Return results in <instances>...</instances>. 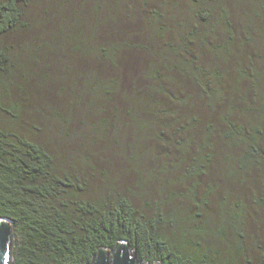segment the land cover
Segmentation results:
<instances>
[{
  "label": "trees",
  "instance_id": "1",
  "mask_svg": "<svg viewBox=\"0 0 264 264\" xmlns=\"http://www.w3.org/2000/svg\"><path fill=\"white\" fill-rule=\"evenodd\" d=\"M0 219L16 264H264V0H0Z\"/></svg>",
  "mask_w": 264,
  "mask_h": 264
},
{
  "label": "water",
  "instance_id": "2",
  "mask_svg": "<svg viewBox=\"0 0 264 264\" xmlns=\"http://www.w3.org/2000/svg\"><path fill=\"white\" fill-rule=\"evenodd\" d=\"M15 233L13 222L0 219V264H13ZM137 250L127 242H120L114 250L100 249L91 264H142Z\"/></svg>",
  "mask_w": 264,
  "mask_h": 264
},
{
  "label": "rangeland",
  "instance_id": "3",
  "mask_svg": "<svg viewBox=\"0 0 264 264\" xmlns=\"http://www.w3.org/2000/svg\"><path fill=\"white\" fill-rule=\"evenodd\" d=\"M158 1H162V0H150V7L153 6ZM138 4H140V3H138ZM142 10L144 11V8ZM143 59H145L146 61H149V57L147 55H146V58L143 57ZM146 61H145V63H146ZM14 248H15V246H14ZM141 262H142V264H149L147 261H144V260H142ZM13 264H16L15 259L13 261Z\"/></svg>",
  "mask_w": 264,
  "mask_h": 264
}]
</instances>
